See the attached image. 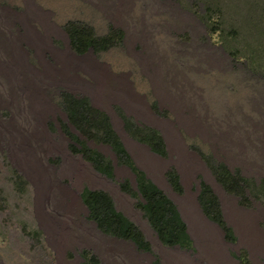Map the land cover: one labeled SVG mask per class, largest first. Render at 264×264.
Wrapping results in <instances>:
<instances>
[{
	"label": "rangeland",
	"instance_id": "1",
	"mask_svg": "<svg viewBox=\"0 0 264 264\" xmlns=\"http://www.w3.org/2000/svg\"><path fill=\"white\" fill-rule=\"evenodd\" d=\"M69 22L123 38L77 55ZM67 94L106 114L134 167L177 206L190 249L160 243L135 174L100 133L89 140L70 122ZM147 128L163 138L165 157L131 135ZM82 144L112 161V177L72 150ZM67 152L90 172L73 169ZM221 165L245 180L246 200L219 182ZM201 183L233 242L202 213ZM85 189L108 193L151 250L100 232ZM83 250L101 264H264V0H0V264H82Z\"/></svg>",
	"mask_w": 264,
	"mask_h": 264
},
{
	"label": "trees",
	"instance_id": "2",
	"mask_svg": "<svg viewBox=\"0 0 264 264\" xmlns=\"http://www.w3.org/2000/svg\"><path fill=\"white\" fill-rule=\"evenodd\" d=\"M65 31L70 40L71 49L77 55H83L90 50L95 52L108 51L117 46L123 38V33L115 29H111L107 35L99 37L92 28L77 22H69L65 26ZM62 106L68 114L70 122L87 139H95L97 137L95 132L100 133L99 141L111 146L118 163L133 171L137 184L135 195L141 199L139 208L144 213L160 243L167 247L190 249L192 240L177 206L143 172L134 167L130 155L113 131L106 114L92 108L87 99L76 98L69 94L63 97ZM130 132L136 140L147 145L155 154L162 157L166 156L164 140L156 130L147 128L138 129L136 132L130 130ZM72 150L81 154L84 160L90 163L100 174L106 177L113 176L112 161L103 154L90 149L86 144H82L79 150L77 148H72ZM215 173L224 188L240 197L241 200H246L245 180L243 178L234 177L224 165L215 168ZM167 179L176 192H181L179 178L174 171L167 173ZM121 189L127 194H133L129 181H124L121 184ZM81 199L88 211L89 219L100 232L132 242L139 251L149 252L151 250L150 243L138 227L117 211L108 193L101 190L85 189ZM198 203L204 216L223 230L226 241L233 242L235 238L224 222L219 200L212 188L204 183L200 184ZM81 257L82 264H101L99 259L89 250H83Z\"/></svg>",
	"mask_w": 264,
	"mask_h": 264
},
{
	"label": "bare ground",
	"instance_id": "3",
	"mask_svg": "<svg viewBox=\"0 0 264 264\" xmlns=\"http://www.w3.org/2000/svg\"><path fill=\"white\" fill-rule=\"evenodd\" d=\"M46 107V106H45ZM41 109H44L43 106L40 107ZM47 108V107H46ZM44 112V111H42ZM40 139V138H39ZM67 155H68V160H70V163H71V167L77 171H79L81 174H86L88 173L89 170H91L89 168V166H86L84 165V163L82 162V160L80 158H74L73 156H71L68 152H67ZM68 166V165H67ZM73 172V171H72ZM90 172V171H89ZM75 173V172H74ZM78 173V172H76ZM80 175V174H78ZM49 187V186H48Z\"/></svg>",
	"mask_w": 264,
	"mask_h": 264
}]
</instances>
